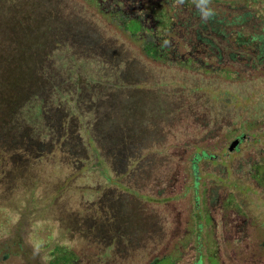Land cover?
I'll return each instance as SVG.
<instances>
[{
	"label": "trees",
	"instance_id": "trees-1",
	"mask_svg": "<svg viewBox=\"0 0 264 264\" xmlns=\"http://www.w3.org/2000/svg\"><path fill=\"white\" fill-rule=\"evenodd\" d=\"M211 6L215 19L202 24L192 0L180 7L176 0H0V189L10 191L7 195L0 192V204L20 202L12 192L27 188L23 173L32 162H45L54 171L65 169L73 175L63 185L54 182L51 195L53 202L59 201L68 210L61 217L66 218L65 230L75 237V245L81 240L83 248H56L52 264H86L89 259H93L90 264H104L118 255L120 241L132 251L130 235L119 225V214L123 212L129 225L132 213L145 215L146 204L163 201L138 194L137 185L139 177L148 179L149 157L160 155L159 147L149 150L150 146L141 148L131 142L110 150L97 136L103 120L126 101L128 95L121 93L139 89L137 83L158 86L153 83L155 78L170 79L172 74L189 83L186 94L190 98L179 109L186 110L184 114L197 125L201 137L211 138L216 126L224 129L222 143L212 149L193 146L188 159L190 180L185 188L192 194L191 237L196 254L192 264H204L200 239L205 238L202 230L207 223L197 192L208 175H200L198 166L218 165V157H226L230 144L237 140L234 151L251 126L245 121L231 129V123H224L221 112L224 116L232 97L206 82L250 74L252 78L264 65V1L211 0ZM133 64L142 78L153 81L127 72ZM113 126L106 132L117 130L114 134L118 135L119 128ZM90 129L101 151L114 163L108 166L99 149L92 148L90 169H96L112 189L134 197L135 206L129 210L121 209L116 198L108 196L107 200L104 188L100 191L94 183L83 190L93 196L87 199L79 191L78 196L69 183L76 176L84 179L89 171L84 166L90 157L85 154L82 132L94 142ZM118 137L125 141L124 135ZM226 137L231 139L228 144ZM211 177L218 190L251 192L248 183L232 177L229 170ZM139 234L157 238L145 229ZM85 248L93 253L89 259L83 255ZM167 260L164 255L154 256L149 264H169Z\"/></svg>",
	"mask_w": 264,
	"mask_h": 264
},
{
	"label": "rangeland",
	"instance_id": "rangeland-1",
	"mask_svg": "<svg viewBox=\"0 0 264 264\" xmlns=\"http://www.w3.org/2000/svg\"><path fill=\"white\" fill-rule=\"evenodd\" d=\"M129 71L136 72L144 81H153L142 78L136 64L131 65L127 69ZM259 71L252 78L250 74L237 80L209 78L206 82L213 90H227L232 97V101L224 107L225 117L221 112V117L226 121L224 123H231V129L245 121L251 126L245 140L234 151L226 153V157H218V165L209 162L198 166L200 175H208L197 192L207 223L202 230L205 238L200 239L204 264H264V65ZM172 76L170 79L155 78L153 83L160 84L158 86L148 88V85L137 83L139 89L121 93L128 95L126 101L117 104L110 114L111 118L104 119L102 128H99L97 140L110 150L115 149L114 146L130 145L131 142L136 146L141 145V148L150 146L149 150L155 145L159 147L160 155L149 157L152 165L146 171L148 179H137V191L138 194L163 200L146 204L148 213L145 215L132 213L129 225L123 219V212H120L119 225L123 232L130 235L132 251L126 250L123 241H120L117 245L118 255L104 264H149L152 257L160 255L166 256L169 264H192L195 260L191 237L194 228L191 218L192 194L186 192L185 188L190 180L188 159L194 151L193 146L212 149L222 143L224 129L216 126L218 130L214 132L213 128L212 139L201 137L197 125L184 114L186 110L179 109L187 102V97L190 98L186 94L189 83L180 81L176 78L177 74ZM83 119L86 116L80 120ZM112 125L119 128L118 135L114 134L117 130L114 133L106 132ZM86 128L89 131V127ZM90 134L94 142L88 141L82 132L85 154L90 157V162L84 166L89 171L84 179L76 176L70 180L71 187H75L73 191H79V195L85 196V199L89 196L93 198L85 191L94 183L100 191L104 188L102 193L105 196L116 198L121 209H131L135 206L134 197L130 198L120 189H112L96 169H90L94 162L92 148L99 149L101 158L108 166L114 165L101 151L95 132L90 129ZM119 134L125 136V141L118 140ZM230 140L227 141L226 137V144ZM227 170L232 177L248 183L251 192L245 194L234 189L214 188L211 182L213 173L218 175L220 171ZM26 177L27 188L12 192V195L17 193L15 198L20 202L16 205L0 204V264H52L56 248L72 246V250L73 247L77 251L82 249V241L75 245L72 240L75 237L65 230L66 218L61 219L68 210L59 201L53 202L51 195L54 182L63 185L68 182L67 177L73 175L65 169L54 171L45 162L35 161L23 173V178ZM0 192L6 195L10 193H4L1 189ZM143 229L157 234V238L141 237L139 233ZM34 246L39 248V255L33 254ZM82 251L87 259L93 254L88 248ZM91 261L93 259L86 261V264Z\"/></svg>",
	"mask_w": 264,
	"mask_h": 264
},
{
	"label": "clouds",
	"instance_id": "clouds-1",
	"mask_svg": "<svg viewBox=\"0 0 264 264\" xmlns=\"http://www.w3.org/2000/svg\"><path fill=\"white\" fill-rule=\"evenodd\" d=\"M186 0H176V4L178 7L183 6L185 4ZM192 3L195 6L197 15L199 17V20L202 24H207L209 21H212L215 19L216 13L211 6V0H192ZM169 41L165 40L164 44L167 45ZM39 248L33 247V254L39 255Z\"/></svg>",
	"mask_w": 264,
	"mask_h": 264
},
{
	"label": "water",
	"instance_id": "water-1",
	"mask_svg": "<svg viewBox=\"0 0 264 264\" xmlns=\"http://www.w3.org/2000/svg\"><path fill=\"white\" fill-rule=\"evenodd\" d=\"M237 144V140H235L234 142H232L231 144H230V146H229V151H232L233 149H234V147H235V145Z\"/></svg>",
	"mask_w": 264,
	"mask_h": 264
}]
</instances>
